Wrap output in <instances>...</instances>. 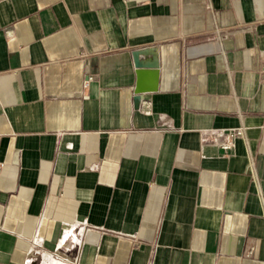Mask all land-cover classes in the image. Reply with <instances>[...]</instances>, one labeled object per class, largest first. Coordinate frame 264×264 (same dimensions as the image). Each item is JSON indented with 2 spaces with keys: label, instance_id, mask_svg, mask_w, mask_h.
Masks as SVG:
<instances>
[{
  "label": "crops",
  "instance_id": "crops-1",
  "mask_svg": "<svg viewBox=\"0 0 264 264\" xmlns=\"http://www.w3.org/2000/svg\"><path fill=\"white\" fill-rule=\"evenodd\" d=\"M0 164V264H264V0H0Z\"/></svg>",
  "mask_w": 264,
  "mask_h": 264
},
{
  "label": "built area",
  "instance_id": "built-area-1",
  "mask_svg": "<svg viewBox=\"0 0 264 264\" xmlns=\"http://www.w3.org/2000/svg\"><path fill=\"white\" fill-rule=\"evenodd\" d=\"M91 80V78H88L85 82H84V87L87 86L88 82ZM147 106V105H146ZM148 109V108H147ZM146 113H149V111L147 110ZM244 133V129L243 128H238V129H235V130H232L230 132H227L226 134H224V141L223 143L221 144V148L224 149V150H231L233 147H234V140L237 138V137H240L242 136ZM0 168H1V164H0ZM83 235H84V227H81L80 229L77 230L76 232V237H75V243L77 245H81L82 243V238H83ZM66 236H64L65 238ZM64 240V239H63ZM39 240H36L35 243L38 244ZM58 260V259H56ZM60 262H62L61 260H58Z\"/></svg>",
  "mask_w": 264,
  "mask_h": 264
},
{
  "label": "water",
  "instance_id": "water-1",
  "mask_svg": "<svg viewBox=\"0 0 264 264\" xmlns=\"http://www.w3.org/2000/svg\"><path fill=\"white\" fill-rule=\"evenodd\" d=\"M152 53H154V52H152ZM140 54H142V52H135V53H133V58H134V65L136 66V67H141V66H149V67H156L157 66V64H156V62H155V60L154 59H152L151 60V62H149V64H144L143 62H141V61H139L138 60V56L140 55ZM136 100V102H138L139 101V98L137 97V99H135Z\"/></svg>",
  "mask_w": 264,
  "mask_h": 264
},
{
  "label": "rangeland",
  "instance_id": "rangeland-1",
  "mask_svg": "<svg viewBox=\"0 0 264 264\" xmlns=\"http://www.w3.org/2000/svg\"><path fill=\"white\" fill-rule=\"evenodd\" d=\"M47 258H44V260ZM44 260L39 259L35 264H42Z\"/></svg>",
  "mask_w": 264,
  "mask_h": 264
},
{
  "label": "bare ground",
  "instance_id": "bare-ground-1",
  "mask_svg": "<svg viewBox=\"0 0 264 264\" xmlns=\"http://www.w3.org/2000/svg\"><path fill=\"white\" fill-rule=\"evenodd\" d=\"M47 264V263H46ZM53 264H60V263H58V262H53Z\"/></svg>",
  "mask_w": 264,
  "mask_h": 264
}]
</instances>
